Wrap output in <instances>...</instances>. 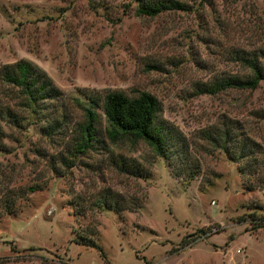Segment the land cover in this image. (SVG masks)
<instances>
[{
    "label": "rangeland",
    "instance_id": "rangeland-1",
    "mask_svg": "<svg viewBox=\"0 0 264 264\" xmlns=\"http://www.w3.org/2000/svg\"><path fill=\"white\" fill-rule=\"evenodd\" d=\"M181 1L146 16L132 0H0V65L28 59L62 91L29 110L0 80V103L19 117L0 119V264H264V227L250 220L264 212V80L199 91L240 72L235 47L264 46V0ZM111 90L157 97L168 155L108 140ZM82 105L97 114L99 141L77 153ZM223 116L261 145L256 163L207 138ZM122 158L140 172L119 169ZM105 192L123 206L99 207Z\"/></svg>",
    "mask_w": 264,
    "mask_h": 264
},
{
    "label": "trees",
    "instance_id": "trees-1",
    "mask_svg": "<svg viewBox=\"0 0 264 264\" xmlns=\"http://www.w3.org/2000/svg\"><path fill=\"white\" fill-rule=\"evenodd\" d=\"M135 2V13L146 16H155L166 10H183L186 4L181 0H132ZM231 57L240 67V72L221 75L208 84L199 85V91L215 93L226 89H254L261 80H264V46L253 48L235 47L231 51ZM151 66V65H150ZM152 67V66H151ZM0 80L13 86L17 91V105L29 110L47 98H55L62 95L52 82L50 77L39 66L28 59H18L14 62L0 65ZM94 102L93 96H89ZM101 108L107 126L105 136L110 142H116L123 138L132 140L142 139L148 143L156 154L168 155L171 143V131L165 120L159 117L161 104L157 97L148 91H138L133 96L121 90H111L102 96ZM83 121L79 123L77 132L73 136L72 148L74 152L83 153L92 148L99 141L96 127L97 114L92 105H82ZM11 118L17 122L16 113L8 104L0 103V119ZM0 133H2L0 127ZM207 138L214 145L221 147L227 155L240 162L252 156L251 163H256L255 153H261V145L244 131L237 118L223 116L220 122L208 126L205 132ZM119 169L133 175L140 172L138 164L127 167L123 158ZM244 168H241V172ZM250 188V185L247 186ZM35 188L30 186L29 191ZM129 201V199H128ZM123 206V196L117 192H105L100 200L99 207L103 209H119ZM250 220L256 226L264 227V212L260 215L251 214ZM187 242L183 240L181 245ZM81 244L94 246L101 251L99 245L87 241Z\"/></svg>",
    "mask_w": 264,
    "mask_h": 264
}]
</instances>
